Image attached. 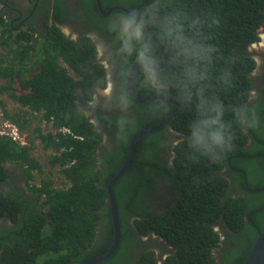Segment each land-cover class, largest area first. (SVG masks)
Here are the masks:
<instances>
[{"label": "trees", "instance_id": "trees-1", "mask_svg": "<svg viewBox=\"0 0 264 264\" xmlns=\"http://www.w3.org/2000/svg\"><path fill=\"white\" fill-rule=\"evenodd\" d=\"M62 1L54 0L50 10L43 6L41 23L47 34L36 45L32 35L40 23H26L27 31L12 36L16 22L10 23L13 15L6 11L12 7L0 0V43L9 47L6 60H0V95H8L20 109L25 108L24 114L40 113L55 130L43 133L35 128L48 153L46 165L57 167L70 183L64 188L51 187L49 178L38 185L31 183L27 186L31 199L15 184L0 191V226L3 217L14 216L22 205L29 204L34 212L42 194L47 211L33 213L29 224L48 222L51 226V233L43 238L26 226L20 238L18 233L25 224L11 217L15 223L0 228V264H36V258L46 253L49 256L43 264H81L106 252L113 236L107 182L124 164L130 138L172 109L168 100H139L127 93V75L139 64L134 54L121 52L116 18L113 22L114 16L129 15L113 9L104 22L95 16L96 28L113 40L120 53V58L115 57L120 60L116 65L117 96L106 113L100 112L93 93L105 85L104 70L94 43L86 36L75 43L55 24H48L51 10L61 20ZM118 4L129 8L130 2ZM140 13L166 50V63L159 68L166 86L158 90L147 82L144 72H138L131 79L133 90L143 96L167 94L175 99L177 109L168 123L173 131L165 124L139 137L129 168L114 183L120 239L115 251L96 264H242L257 230L264 229V87L250 101L256 58L249 51L252 43L260 41L264 0H148ZM174 14L180 15L189 36L195 35L215 49L206 63L208 78L200 87L206 96L223 103L224 119L234 134L230 149L216 161L192 153L184 141L195 115L194 105H186L175 87L181 66L158 25L159 18ZM144 36L160 63L161 52L145 29ZM58 58L81 79L70 76ZM225 76L227 82L222 79ZM103 102L105 107L111 105ZM115 105L121 106L119 112ZM0 107H4L1 98ZM83 107L92 110L87 111L90 115L95 111L101 125L90 121ZM235 108L247 110L241 119L254 120L255 127L238 126ZM4 116L19 131L27 122L18 113L4 111ZM62 127L71 133L60 131ZM173 139L178 142L174 144ZM31 146L0 133V185L10 177L5 162L22 160L20 175L27 181L33 169L43 171L30 154ZM220 234L225 235L223 243ZM154 246L166 256L158 258Z\"/></svg>", "mask_w": 264, "mask_h": 264}, {"label": "clouds", "instance_id": "clouds-1", "mask_svg": "<svg viewBox=\"0 0 264 264\" xmlns=\"http://www.w3.org/2000/svg\"><path fill=\"white\" fill-rule=\"evenodd\" d=\"M147 1L148 0L144 1V3H143L144 6H145ZM51 7H47V8L50 10ZM99 9L100 10L102 9L101 5H99ZM118 9L127 11L124 7H119ZM49 10H47V11H49ZM133 10H136L139 13V15H136L137 12H135V11L133 13L130 11L131 14L134 15V17H123L119 21L118 34H119V38L121 41V49L120 50H121V52L125 53L128 56H132L134 54L135 58H136V63L139 64L137 66H141L143 68V70H144L143 72H144V75H145L147 82L149 84H151L153 87L157 88L158 90H162L166 85L161 79L160 70L157 68V65H159L162 62V60L159 63V60L155 57V55L152 51L151 45L145 41V36H144V29L146 30V26L149 27V24H148L147 20L140 13V9H139V11L137 9H133ZM51 12H52V10H51ZM63 13H62V15H63ZM102 14L106 15L107 13L104 12ZM138 16H140L143 19V21H141L138 18ZM28 17H30L29 14L27 15L26 13H22L18 17L17 21L11 22V20H9L11 24L16 22V25H15L13 32L10 31L12 33V36L19 33V31H27V27L25 26V24L29 23L28 21H26V19ZM57 22H62V18H61V20L57 19V17L54 16V12H52V15H50V19L48 20V24L51 25L53 23L59 28V30H60V28H62L63 31H65L66 33L69 32L70 29L68 28V26L66 24L61 25L59 23L57 24ZM39 25L43 26L45 30L41 31L39 28H37L38 30L34 29L32 38H33V41L36 43V45L41 43L45 39V35L47 34L46 33L47 28L45 27V25H43V23H40ZM158 25L160 27L163 38L167 41L170 48L174 52L175 61L181 66V75H180L179 79L176 81L175 87H177L179 89L180 96L186 105H194L195 115L191 118V120L188 123V126H187L188 135L186 137H184V141L186 142L188 148L191 149L192 153L198 154L199 156L206 157L211 161H216L217 159H219L221 153H223L227 149H230L231 141L233 140L234 134L232 131L231 124L229 122H226L224 119L225 107H224L223 103L221 101H219L218 99H215L214 97L206 96L204 88L200 87L201 82L205 81L208 78V68L206 66V63L210 62V59H211L210 54L213 51H215V49L213 47H210V46H205V44L201 43V41L195 35L189 36L187 33V30H186L185 24H184V22L181 19L179 14L168 15V16H164L162 18H159ZM74 26H77V25H74ZM60 32H61V30H60ZM258 32H259V36H260L262 32L260 30ZM150 38L152 39L151 36H150ZM156 40L158 41L157 38H156ZM260 40H261V38H260ZM153 42H154V40H153ZM259 42L252 43L251 47L255 44H259ZM160 45L162 46L161 43H160ZM156 46H157V44H156ZM6 47H8V46H4L3 43H0V49H1L0 60H6L5 54L9 53V47H8V49L4 50V48H6ZM13 48L15 49V45H13ZM162 48L164 49L163 46H162ZM164 51L166 52L165 49H164ZM99 55H101L100 51H99ZM161 55H162V53H161ZM97 56H98V54H97ZM61 60H62L61 58H58V62H60L63 66H65L66 71L70 76H72L75 80L81 79V76H79L76 72H74L70 67H68ZM166 60H167V54H166ZM165 63H166V61H165ZM137 66H135L134 68H136ZM133 69H131L130 72ZM136 73H138V72H136ZM127 77H128V75H127ZM131 79H132V77H131ZM131 79H130V84L132 87ZM222 79H224L225 82H227L226 76L222 77ZM0 80H2V79H0ZM253 80H254V78H253ZM2 81H0V83ZM104 83H105V80H104ZM125 85H126V91L130 95V97L137 99V98L133 97L128 92L127 78H126ZM96 88H97L96 90H99V93L102 92L101 91L102 86H98ZM193 89H195V91H193ZM132 90H133V87H132ZM133 93L136 95L143 96L141 94H138L134 90H133ZM155 95H167V94H155ZM2 96L3 95H0V98ZM153 99H158V98H153ZM146 100H149V99H146ZM246 111L247 110L242 109V108L233 109V112L236 116L237 125L247 127V128L255 127V121L254 120L241 119V113H245ZM175 113H176V111H175ZM85 115L88 119H91V121H94L90 114H88V115L85 114ZM252 115L254 116V111L252 112ZM170 120L167 123H165L167 125L166 128L168 131L169 130L173 131L172 128L168 124L170 122ZM160 121H158V122H160ZM158 122H156L155 124H157ZM10 123L13 125L14 130H12L11 133H6L0 128V133H5L7 135H10L17 142L19 141L22 144H26L24 141H23L24 142L23 143L22 140L19 139L18 127L15 126L12 122H10ZM155 124H151L150 126L144 127L142 129L151 127ZM165 124H163V125H165ZM157 129H155V130H157ZM155 130H153V131H155ZM60 131L71 133L70 130L68 128H65V127H62L60 129ZM76 138H79V137L77 136ZM177 142H178L177 139H173L174 144H176ZM22 163H23L22 160L4 163L6 168L10 171V177L7 178L6 183H3L0 185V190L9 189L11 184H15L17 186H20L21 188L23 187V189L26 192V195L30 196V199H31L32 192L27 189V186L29 187L31 185V180L33 178V172H39V171L36 169H33L32 178L27 181V179L25 178L24 175H22V174L20 175V172L22 169ZM49 168H53V167H49ZM42 179H44V178H42ZM8 180H10V184H8ZM49 180L51 181V187H54V188H64V187H68L70 185V183H68L67 180L65 179V181L67 182L66 186L55 187L52 184V180L50 178H49ZM16 181L18 184L15 183ZM27 182L29 185H27ZM35 185H38V184H35ZM106 190H107V188H106ZM44 198H45L44 194H42L39 197V201H38L37 205H35L33 207L34 212H32L31 209H28L29 204H27V205H22V208L20 210H16L14 216H7L6 215L5 217H3V220H2L3 227L0 226V228L5 229V228H8L11 225H13V223H15V221H13L11 217H15L16 222L22 221L25 224L23 226L22 230L18 233L20 238H21V235H23V231L25 230L26 226H28L33 231L39 232L41 238L48 236L51 233V226L48 222L43 223V224L37 223V222L32 224V225L29 224L30 220H31V215L33 213H38V214L46 213L47 207H46V205L43 204ZM107 201H108V196H107ZM108 203H109V201H108ZM109 212H110V210H109ZM110 217H111V215H110ZM246 219H249V216H246ZM260 231H262V230H260ZM257 232H258V230H257ZM220 236H221V240L223 242V240L225 239V235L220 234ZM48 256H49L48 253L38 256L36 258V264H43L44 260Z\"/></svg>", "mask_w": 264, "mask_h": 264}, {"label": "flooded vegetation", "instance_id": "flooded-vegetation-1", "mask_svg": "<svg viewBox=\"0 0 264 264\" xmlns=\"http://www.w3.org/2000/svg\"><path fill=\"white\" fill-rule=\"evenodd\" d=\"M3 1H8L9 2L8 6L12 7L11 11H9V9H6L8 13L13 15L11 22L17 21L18 17L22 13H26L27 15L29 14L30 16H33V17H28L26 21L33 22L36 25L42 22L43 19L42 16L45 15V10H43V6L45 8L51 7L53 6V2H54V0H3ZM21 1L23 2L21 3ZM120 1L121 2L124 1V3L130 2L129 8L123 6L127 11L118 9L119 6H121V4H118ZM144 1L145 0H63L64 13L62 15V22H57V24L58 23L61 25L66 24L70 30L68 33H66L65 31H63L62 28H60L61 32L69 40H72L75 43L78 42L83 36L89 37L97 49V54H98L97 61L101 64L104 70L105 86L101 88L102 91L101 93H99V90H96L97 88H95V91L93 93L94 94L93 102L95 101L94 105H96L97 109L102 113H106L107 109L112 107L113 96L115 97L117 96L116 77L118 75L116 71V65L118 62H120V60H115V57L116 59L120 58V53L116 49L113 40H110L107 36L100 33V31L96 28L95 16L98 14L99 16L98 21H103L102 19L110 15L113 9H118L128 14L129 17L130 16L133 17L134 15L131 14V12L135 11L133 9H137L139 11V9L142 6H144L143 5ZM99 5H101L102 7L101 10L99 9ZM103 5L108 8L105 10L103 8ZM104 12L107 14L103 15L102 13ZM49 13L50 15H52L51 11H49ZM15 14L17 15L15 16ZM136 15H139V13L137 12ZM123 17L126 16L125 15L114 16L113 22L115 21L116 18L117 26H119V21ZM101 23L102 22H100V24ZM37 26L41 31L45 30L43 26L41 25H37ZM260 31L264 33V25L261 27ZM109 43L111 45L110 47H109ZM249 47L253 48V46L251 47V45ZM99 51L101 52V55H99ZM256 54H259L257 60H264V53L262 52V50L259 49L258 52H256ZM252 75L254 76V80L253 77L250 78L252 82V88L250 91V101L256 100L258 97L257 90L264 87V61H261L260 64L256 62V67L254 68ZM103 100H107L108 104L111 105H107L105 107ZM114 107L116 112L120 111L121 106L115 105ZM82 110H84V112L86 111L85 114L87 115L89 111H92L87 107H83ZM93 112L94 113H91L93 120H95L96 122H98L99 125H101V123L97 120V115L95 111ZM89 120L91 121V119ZM159 241L162 242L161 239H159ZM221 243H223L222 240ZM154 250L158 258L162 259L166 256L165 254H161L162 250L158 249L156 246H154Z\"/></svg>", "mask_w": 264, "mask_h": 264}, {"label": "water", "instance_id": "water-1", "mask_svg": "<svg viewBox=\"0 0 264 264\" xmlns=\"http://www.w3.org/2000/svg\"><path fill=\"white\" fill-rule=\"evenodd\" d=\"M135 12H137L135 10ZM133 13V12H132ZM138 18L143 21V19L138 16ZM146 30L148 32V34L152 37V39L154 40V42L157 44L159 50L162 53V62L157 65V68H162L165 65V61H166V52L164 51V49L162 48V46L160 45V43L156 40V38L154 37V35L152 34L150 28L148 26H146ZM143 68L141 66H137L136 68H134L127 77V89L128 92L135 98L139 99V100H146V99H153V98H158V99H166L168 101H170L172 103V110L170 112V114H168V116H166L163 120H161L160 122H158L157 124L142 129L138 132H136L129 141L128 144V150H127V155H126V159L124 161V164L122 165V167L109 179V181L107 182L106 188H107V196H108V201H109V210H110V215H111V222H112V229H113V236H112V240L110 243L109 248L107 249L106 252H104L103 254H100L97 257H94L92 259H89L87 261L82 262L81 264H96L100 261L105 260L106 258H108L117 248L118 243H119V239H120V226H119V222H118V217H117V211H116V204H115V199H114V194H113V186L114 183L119 179V177L129 168L131 162H132V156H133V152H134V147H135V143L137 141V139L139 137H141L142 135L149 133L159 127H161L163 124L167 123L175 114V111L177 109V104L176 101L168 96V95H153V96H140V95H136L133 93L131 84H130V79L131 77L136 73V72H143ZM242 264H264V229L262 231L257 232V236L253 242V245L249 251V253L247 254L244 262Z\"/></svg>", "mask_w": 264, "mask_h": 264}, {"label": "rangeland", "instance_id": "rangeland-1", "mask_svg": "<svg viewBox=\"0 0 264 264\" xmlns=\"http://www.w3.org/2000/svg\"><path fill=\"white\" fill-rule=\"evenodd\" d=\"M22 2L23 1H21V3ZM260 38L261 40L259 44H255L253 45V48H249V51L253 53L254 57L256 56L255 57L256 62H258L259 64L261 63V61H264V60H257V57L259 54H256V52H258V50L260 49L264 53V33H261ZM5 49H8V47L4 48V50ZM1 99L4 102V107H0V128L4 132L11 133L12 130H14L13 125L4 116V111L5 113L11 114V115L18 113L19 115H22L27 119V122L23 124L22 130L19 131V139L22 140V142L24 141L25 143L32 144L30 148V154L31 156L39 160V162L43 166V171L41 173L33 172V178L31 180V183L39 184L42 178H50L52 180L53 186L55 187L66 186L67 182L65 181L63 176L58 172V168L57 167L49 168L46 165V161H47L46 158H48V153L42 149L40 145L41 143L36 136L35 128L39 127L41 130H43V133H47L49 130L50 131H55V130L53 129L51 130L50 125L47 124L45 120L41 119L40 113H33L31 111H28L27 114H24L23 110L25 108L20 109L19 105L15 101L10 99L7 95L3 94ZM7 124H9L10 127H8ZM15 183L18 184L17 181Z\"/></svg>", "mask_w": 264, "mask_h": 264}, {"label": "bare ground", "instance_id": "bare-ground-1", "mask_svg": "<svg viewBox=\"0 0 264 264\" xmlns=\"http://www.w3.org/2000/svg\"><path fill=\"white\" fill-rule=\"evenodd\" d=\"M7 126H8V127H10V125H9V124H7ZM216 221H217V220H216Z\"/></svg>", "mask_w": 264, "mask_h": 264}]
</instances>
